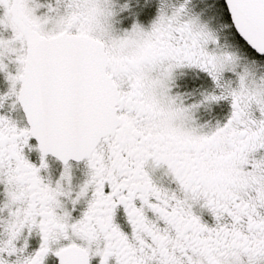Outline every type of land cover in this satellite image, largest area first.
Segmentation results:
<instances>
[{"label":"snow or ice","instance_id":"6c2138e0","mask_svg":"<svg viewBox=\"0 0 264 264\" xmlns=\"http://www.w3.org/2000/svg\"><path fill=\"white\" fill-rule=\"evenodd\" d=\"M0 264H264V0H0Z\"/></svg>","mask_w":264,"mask_h":264}]
</instances>
